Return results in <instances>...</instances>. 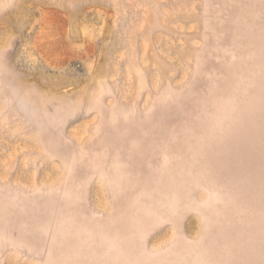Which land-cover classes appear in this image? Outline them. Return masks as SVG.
Here are the masks:
<instances>
[{
    "label": "rangeland",
    "instance_id": "374dc122",
    "mask_svg": "<svg viewBox=\"0 0 264 264\" xmlns=\"http://www.w3.org/2000/svg\"><path fill=\"white\" fill-rule=\"evenodd\" d=\"M0 264H264V0H0Z\"/></svg>",
    "mask_w": 264,
    "mask_h": 264
}]
</instances>
